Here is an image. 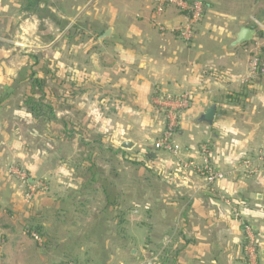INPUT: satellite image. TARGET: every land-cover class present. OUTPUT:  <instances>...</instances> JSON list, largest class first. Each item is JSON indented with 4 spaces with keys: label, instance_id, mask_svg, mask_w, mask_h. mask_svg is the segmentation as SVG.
Here are the masks:
<instances>
[{
    "label": "crops",
    "instance_id": "crops-1",
    "mask_svg": "<svg viewBox=\"0 0 264 264\" xmlns=\"http://www.w3.org/2000/svg\"><path fill=\"white\" fill-rule=\"evenodd\" d=\"M199 1L209 7L185 41L175 30L186 24L188 15L175 5L156 16L154 0H117L119 5L109 0H51L40 5L39 15L50 24L44 26L43 42L36 36L37 24L42 25L37 13L23 11L22 0H0V128L8 127L5 112L11 110L13 116L19 109L13 99L20 90L15 84L21 69L10 57L9 42L15 39L16 45L25 46L22 40L33 35L49 50L64 38L77 62L60 92L67 116L60 118L63 139L69 136L82 144L79 154H93L104 136L125 156L144 147L140 155L146 166L140 173L130 169L129 187L123 188L116 181L125 171L102 170L110 181L116 178L107 184L120 193L114 208L87 165L75 195L66 191L52 199L47 194L27 210L20 190L1 184L0 191L9 193L0 201V264H22L24 255L23 262L39 258L41 264H51L67 253L79 262L77 252L91 248L93 256L82 264H244L243 221L257 233L259 263L264 264V74L250 75L256 51L264 63V0ZM217 8L220 25L207 20L208 12L216 14ZM243 26L254 28L257 35L252 42L235 45ZM70 31L76 32L75 38H68ZM112 31L111 38L104 37ZM158 91L193 94L190 106L181 112L175 139L182 149L180 158L201 163L202 146L210 144L211 164L228 174L225 179L205 188L202 176L183 169L178 157L150 148L165 128L164 115L152 106ZM212 103L217 114L208 126L200 118ZM1 137L5 139L2 131ZM2 139L0 154L19 159L20 150ZM126 141L133 148L124 149ZM84 147L91 150L84 153ZM147 153L153 157L150 161L143 159ZM248 157L253 158L250 170L243 166ZM150 163L156 164L153 170ZM88 190L100 191L102 201L81 199ZM76 216L88 224L80 232L67 228ZM36 220L52 233V246L46 248L27 235L24 225ZM114 240L124 243L116 246Z\"/></svg>",
    "mask_w": 264,
    "mask_h": 264
},
{
    "label": "rangeland",
    "instance_id": "rangeland-1",
    "mask_svg": "<svg viewBox=\"0 0 264 264\" xmlns=\"http://www.w3.org/2000/svg\"><path fill=\"white\" fill-rule=\"evenodd\" d=\"M109 2L119 5L117 0H109ZM208 14L207 20L209 23L220 25V11L218 8L216 14L214 11H209ZM36 17L37 20L42 23L40 27H38L37 24L36 36L44 42L45 36L47 35L44 26L48 25L50 27V24H48V21L44 22L43 16L37 14ZM58 34L59 32H55V36H58ZM26 39L22 40L25 46L16 45L17 41L15 39L11 40L13 42H9V45L13 48L10 57L14 59L13 62L18 64L21 73L25 68L32 67L34 71L38 73V78L46 80L44 86L46 97L44 98V103L54 107V114H56L57 121L53 118H46V120L43 119V121L33 118V116L27 112V107L23 106L25 104L26 95L29 94L27 88L30 85L27 82L20 84V90L14 95L13 99V107H19L18 110L16 109L17 117L16 115L11 116V110L5 112V117L9 122L8 127H1L0 131H2L5 137V139L1 137L2 141L4 142L7 138V142L9 143L8 146L20 150L22 154H19V159L13 158L16 154H0V170L3 172H5V170L9 171L8 174L3 172L0 174V186L1 184H8L20 190L21 203L27 206L26 208L24 207L26 210L33 205L36 207L38 204H41L47 198V194H50L49 198L52 199L62 198L63 195H66V191L72 196L75 195L78 186L84 182L83 172H85L86 169L84 161L92 157L95 159L98 168L104 170L106 173H110L114 169L118 170L120 174L125 171L126 175L121 174V179L119 178L116 182L117 184H121L122 188L125 187V185L129 187V170L135 169L140 173L143 171V167H146L142 164L140 165V162H142L140 152L144 147L137 148V152H135V150L133 153H130V156H125L119 152L114 143L108 142L107 137L104 136L103 142L94 145L93 154H79L82 144L76 143L73 140L71 141L69 136L67 140L63 139V119H60L67 117L62 109L66 101L61 100L60 92L63 85L66 83L65 79L67 72H70V69L75 70L77 59L74 49H72L71 43H67L64 38L56 40L57 42L53 45L54 48L52 47L53 49L49 50L44 49V45L34 39L33 35ZM211 43L212 42H208V45ZM15 45L20 47V52L14 49ZM208 48L210 49V47ZM207 54H210V50L207 51ZM33 57L39 60L37 65H35V59ZM251 59L252 56L250 62ZM47 71H50V75L45 74ZM36 92L37 97L34 98L35 100L40 96V92L37 90ZM9 120H11V123ZM179 129L180 126H178L176 130L175 139L178 137ZM165 130L166 125L163 133ZM161 136L156 139L152 147H150L155 152L158 150L155 148L156 142ZM84 149V153L91 150L89 147H84ZM155 165L156 164L150 163L148 166L152 169ZM19 173L24 174V177H20ZM104 178L108 179V176L104 174ZM109 178L112 177L109 176ZM112 180L115 181L116 178H112L111 181ZM7 193L9 192L0 191V201L2 197L5 198V196H7ZM92 193L91 190L85 191L80 198L84 199L87 197L88 200L92 198L96 202L102 201V194L100 191ZM135 195H137V193ZM24 208L21 207V216L24 213ZM35 211L37 212V209ZM74 219L75 220L72 221L73 223L70 222L67 225L69 230L80 232V230L88 226L86 219L78 218V216ZM112 225L117 228V224L112 223ZM110 241L111 240H109L108 243H110ZM114 241L118 243L116 246L120 245V241L121 245L124 243V240ZM91 247L92 246H90V248ZM93 250L94 249L91 248L87 251L85 249L83 251H78L77 256L80 261L76 262V264H82V260L87 259L90 255L93 256ZM25 258V255L22 256L19 262L22 264H41L39 258H34L32 262L28 263L25 261L23 262V260H26ZM63 261H66V259L59 262ZM59 262L57 261L51 264H58ZM126 263L120 262L119 264ZM131 264H138V262Z\"/></svg>",
    "mask_w": 264,
    "mask_h": 264
},
{
    "label": "built area",
    "instance_id": "built-area-1",
    "mask_svg": "<svg viewBox=\"0 0 264 264\" xmlns=\"http://www.w3.org/2000/svg\"><path fill=\"white\" fill-rule=\"evenodd\" d=\"M154 4L156 16H160L168 5H175L177 8L189 13V16L186 19V24L175 30L185 41L192 38L194 25L198 24L203 19L205 13L203 3L199 0L190 2L187 0H155ZM155 24H157L161 30L165 28L159 23ZM258 74H264V63L261 59L260 53L256 51L250 62V75L252 76ZM193 97L194 96L191 93L175 95L161 91L155 92L152 98V106L158 113L164 115L166 125V130L162 134L161 138L156 142L155 148L172 153L178 157L183 169H192L202 176L205 181L204 187L206 188L225 179L228 175L225 172L216 170L212 166L209 157L210 144H204L202 146V161L201 163H197L194 159L182 160L180 158V154H182L181 146L175 142V134L178 126L180 125L181 112L190 106ZM252 160L253 158L250 157L245 159L243 164L245 169L250 170L252 168ZM19 176L24 177V174L19 173ZM242 225L246 239L244 246V264H260L258 241L254 228L244 221L242 222ZM34 239L39 240L36 235H34ZM68 264L74 263L71 262Z\"/></svg>",
    "mask_w": 264,
    "mask_h": 264
},
{
    "label": "trees",
    "instance_id": "trees-1",
    "mask_svg": "<svg viewBox=\"0 0 264 264\" xmlns=\"http://www.w3.org/2000/svg\"><path fill=\"white\" fill-rule=\"evenodd\" d=\"M50 1L51 0H22L23 11L29 14H32V13L40 14L42 13L40 5L44 3H48ZM202 3L204 6V9H207L209 7V4L207 2L202 1ZM187 15L189 16L188 12H187ZM68 34H69L68 38L72 39V38H75L76 32L70 31L68 32ZM33 58L35 59V65H37V63H39V60H37L36 57H33ZM45 74L50 75V71H47V73ZM25 82L29 83L30 85L27 88L29 94L26 95V98H25L26 100L24 101L25 106L27 107V112H29V114H31L33 118H35L36 120L43 121V119L46 120V118L47 119L53 118L54 120L57 121L56 114H54V111H55L54 107L50 104L44 103L45 102L44 98L46 97V91L44 89V86H45L46 80L45 79L43 80L42 78L41 79L38 78V73L34 71L32 67L30 68L27 67L20 74V77L17 80V83L15 84V86L19 88L20 84H23ZM36 90L40 92V96H38V99L35 100L34 98L37 97ZM143 159L146 161H150L151 159H153V157L150 153H147L145 154V157ZM84 163L88 166V170H92L94 172L91 176L93 179V182H99L100 184L104 185L103 193L106 196V203L108 204V206L110 207L113 206L114 208V205H115L114 202L116 203V199L117 198L119 199L120 193L116 192L115 190H110L107 188V184L108 183L112 184L111 183L112 181L104 178V174L102 170L98 168L95 162V159L90 157L89 159L85 160ZM141 163H143L142 165L145 164L144 162H140V165ZM117 195L118 197L116 198ZM104 226L105 224H102L100 228L101 230L100 232L102 234H104L103 231L106 229ZM24 228H25L27 235H29L30 237L34 238V235L38 236L39 241L43 242V245H45L46 248L52 246L53 242L55 241V238H53L52 233L47 232V229L42 225V223L39 220H36L34 222L33 221L28 222L27 224L24 225ZM93 230L95 229L93 228ZM254 232L256 235L257 233L255 229H254ZM65 255H66L65 256L66 261L59 262L58 264H68L71 262L76 264L77 259L76 257H74L73 253H67Z\"/></svg>",
    "mask_w": 264,
    "mask_h": 264
},
{
    "label": "water",
    "instance_id": "water-1",
    "mask_svg": "<svg viewBox=\"0 0 264 264\" xmlns=\"http://www.w3.org/2000/svg\"><path fill=\"white\" fill-rule=\"evenodd\" d=\"M112 33L113 31L109 32V34H107L104 37L111 38L113 35ZM256 35H257V31L254 28L243 26L236 34V40L234 44L242 45L245 43L252 42ZM216 114H217V106L216 104L212 103L210 107L206 110V112L201 116L200 121L207 124L208 126H213ZM133 146L134 144L129 141H126L122 144V147L124 149H131L133 148Z\"/></svg>",
    "mask_w": 264,
    "mask_h": 264
}]
</instances>
